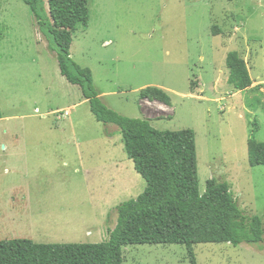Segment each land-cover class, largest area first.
Returning a JSON list of instances; mask_svg holds the SVG:
<instances>
[{
    "label": "rangeland",
    "instance_id": "rangeland-1",
    "mask_svg": "<svg viewBox=\"0 0 264 264\" xmlns=\"http://www.w3.org/2000/svg\"><path fill=\"white\" fill-rule=\"evenodd\" d=\"M88 7L90 20L75 28L71 56L92 70L103 101L160 130L194 129L201 192L210 179L227 181L238 205L263 217L264 165L249 162L248 140L264 141V0H88ZM231 51L248 64L253 85L247 90L228 81ZM56 54L30 7L23 0H2L0 241H106L117 224V206L147 186L119 126L96 119L81 88L61 74ZM147 87L165 89L172 104L143 97ZM14 140L22 143L3 152ZM48 145H57L52 149L60 158L39 162L59 163V176H27L36 201L46 205L31 212L28 222L13 223L2 209L14 194L2 191L23 175L13 178L5 162L34 157L30 152ZM62 154L69 156L68 165ZM194 248L199 264H264V241ZM122 264L190 261L185 245L140 244L124 247Z\"/></svg>",
    "mask_w": 264,
    "mask_h": 264
},
{
    "label": "trees",
    "instance_id": "trees-1",
    "mask_svg": "<svg viewBox=\"0 0 264 264\" xmlns=\"http://www.w3.org/2000/svg\"><path fill=\"white\" fill-rule=\"evenodd\" d=\"M23 1L40 27L48 30L61 74L81 88L98 121L119 126L126 153L147 186L137 198L117 206V224L108 240L99 243L1 240L0 264H122L124 247L140 244L185 245L190 264H199L194 248L198 243L238 246L243 242L264 241V216L242 209L229 182L210 179L206 191L201 192L194 129L160 130L150 120L123 115L103 101L92 70L71 56L75 28L79 23L87 26L90 20L88 0ZM1 4L2 0L0 8ZM213 33L219 34L217 26H213ZM227 66L228 81L236 89L252 87L248 64L238 51L228 53ZM141 95L172 104L171 95L161 87L143 88ZM248 156L252 165H264V141L250 137Z\"/></svg>",
    "mask_w": 264,
    "mask_h": 264
},
{
    "label": "crops",
    "instance_id": "crops-1",
    "mask_svg": "<svg viewBox=\"0 0 264 264\" xmlns=\"http://www.w3.org/2000/svg\"><path fill=\"white\" fill-rule=\"evenodd\" d=\"M20 143L22 142L18 140L10 141L9 145L5 146L6 149H4L3 152H6L9 147L18 148ZM48 143H56V142H48ZM54 147H57V145H50L49 149L47 150H37L34 152H30L31 155L34 157H29V155H27L28 157L24 159L16 157L15 162H9V161L5 162L7 164L6 170L9 167L13 170L14 172L13 178L23 175L18 180L13 179L9 184V187H5L3 189L6 191H2V193L11 192L12 194H14L10 200L11 202H8L5 206H3L2 209V211L5 212L7 216H9L7 217V219H9L11 222L13 223H18L23 221L28 222L33 217V214L31 212H33L36 208H39L41 205H46L45 203L36 201V197H38L39 195H36L34 191V186L30 185L31 182L29 183L27 176L28 175L32 176L36 171L47 172L48 175L51 177L59 176V173H57L60 167L59 163L55 164L54 162L52 163L39 162V160L41 159H47L50 161H54L55 158L59 159L60 152H58L57 150H53L52 148ZM12 154L15 156L16 155L22 156V154L26 155V152L14 151ZM113 155H115V152H113ZM30 158L36 160L32 161ZM61 158L64 160V165H68L69 156L63 158V154H62ZM22 182H25V184H23ZM53 206L54 205L51 204L49 207L51 208Z\"/></svg>",
    "mask_w": 264,
    "mask_h": 264
}]
</instances>
